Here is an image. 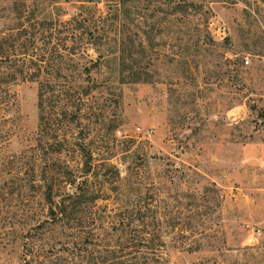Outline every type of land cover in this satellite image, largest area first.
<instances>
[{"label":"rangeland","instance_id":"374dc122","mask_svg":"<svg viewBox=\"0 0 264 264\" xmlns=\"http://www.w3.org/2000/svg\"><path fill=\"white\" fill-rule=\"evenodd\" d=\"M74 17L98 60L83 104L40 114L37 82L0 87V264L80 260L63 247L137 200L163 219L162 264H264V167L243 160L264 140V0H0V75Z\"/></svg>","mask_w":264,"mask_h":264},{"label":"trees","instance_id":"16d2710c","mask_svg":"<svg viewBox=\"0 0 264 264\" xmlns=\"http://www.w3.org/2000/svg\"><path fill=\"white\" fill-rule=\"evenodd\" d=\"M58 24L65 26L68 35L63 37L58 35L56 37V32H52L51 38L54 37L57 41L51 49L33 55L23 51L16 56L15 60H12L8 55L3 56L7 61H13L15 65H11L12 71L6 72L4 78L0 75V87L17 76L23 80L37 82L40 114H68L67 109L58 110V104L61 101L64 102L67 108L75 106L77 102L83 104L85 102L84 96L88 94V89L85 88L83 82L91 78L90 68L98 63V60L88 58L87 44L90 41L89 38L88 41H85L87 31L84 20L74 17L67 21H58ZM57 32L62 34L64 30L58 28ZM62 41L64 42L62 43ZM71 42L72 44L68 45ZM47 43L50 44L51 42L47 41ZM2 45L1 47H3ZM81 60H84V62ZM125 61L126 58L123 55V65ZM90 63H92L91 66H89ZM121 71L123 74L128 71L129 77H132L133 73H142L127 67L122 68ZM134 81H147V79H141L140 77ZM0 97H2L0 99V114L14 108L15 98L12 99V92L9 88L2 89V96ZM77 109L80 110V106ZM56 143L61 146L64 145L62 141ZM47 159L49 160V158ZM84 192L86 190L79 193L72 202L78 203V200L83 198ZM64 197L68 198L70 196L65 195ZM65 198L59 202V204L65 206L60 211L61 213H67L66 208L68 206ZM154 213L155 211L150 208L148 202L143 200L133 201L130 206H126L124 210L116 212L115 216L111 217L112 227H109L110 231L106 232L105 239L94 243L91 238V240H86L85 244H78L70 248L63 247L65 251L75 250L74 253L80 260L72 258L59 259L50 264H162L161 249L165 245L162 231L163 219L157 218ZM182 231L185 232V230ZM191 232L193 234L198 233L195 229ZM119 233H122L123 237L126 238L121 242L114 243L113 238ZM235 251L241 252V256L244 258L247 249L241 248ZM218 263L215 262V264ZM232 264H242V261L235 260Z\"/></svg>","mask_w":264,"mask_h":264},{"label":"crops","instance_id":"0c3cea01","mask_svg":"<svg viewBox=\"0 0 264 264\" xmlns=\"http://www.w3.org/2000/svg\"><path fill=\"white\" fill-rule=\"evenodd\" d=\"M243 160L251 163H257L264 167V140L249 141L243 146Z\"/></svg>","mask_w":264,"mask_h":264},{"label":"built area","instance_id":"2783aa9c","mask_svg":"<svg viewBox=\"0 0 264 264\" xmlns=\"http://www.w3.org/2000/svg\"><path fill=\"white\" fill-rule=\"evenodd\" d=\"M246 61L249 62V59L247 58Z\"/></svg>","mask_w":264,"mask_h":264}]
</instances>
